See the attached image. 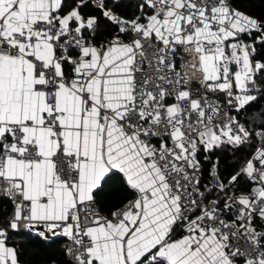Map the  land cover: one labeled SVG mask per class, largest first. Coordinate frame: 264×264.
<instances>
[{"label": "snow or ice", "instance_id": "6c2138e0", "mask_svg": "<svg viewBox=\"0 0 264 264\" xmlns=\"http://www.w3.org/2000/svg\"><path fill=\"white\" fill-rule=\"evenodd\" d=\"M257 44L233 0H0V264L22 231L66 238L65 264H264V110L238 119L264 97ZM216 149L245 155L202 187Z\"/></svg>", "mask_w": 264, "mask_h": 264}, {"label": "trees", "instance_id": "16d2710c", "mask_svg": "<svg viewBox=\"0 0 264 264\" xmlns=\"http://www.w3.org/2000/svg\"><path fill=\"white\" fill-rule=\"evenodd\" d=\"M111 6V4H109ZM233 6L242 11L243 13L257 18L261 22H264V3L261 0H233ZM84 12L93 11L94 14H99L95 12L94 8L89 6L87 9H83ZM121 15H125L127 18H131V8L127 12L121 9H117ZM113 31L109 28L107 33L102 34L99 39H103L105 36L109 37ZM260 57H264V46L260 47ZM264 110V97L259 96L258 100L252 104L251 107L247 109V114L240 116V121L245 122L246 120L251 121L253 116ZM250 126V125H249ZM247 151V150H245ZM254 151V147L251 149ZM245 152H237L235 155L232 154L230 149L220 150L216 149L213 153L210 154V160L204 162V174L208 176L209 165H211L217 157H219V171L221 179L226 181L227 177L233 173L234 169L238 167L237 161L241 160ZM203 156L200 157L202 160ZM243 188V184L236 188V191H239ZM118 186L113 189V187H105L101 193L97 196V203L100 205V210L107 214L108 212L104 211V206H110L113 210L115 207L121 205L128 197L126 194L124 196L121 192L117 191ZM115 195L116 199L109 200V195ZM217 193H211V197H215ZM111 201V202H110ZM4 198H0V221L5 219L8 215V210H2L1 205L5 203ZM55 240V243L40 241L38 237L29 238L27 233L23 231L18 234H12L9 239L10 244H15L20 250V264H65V247L66 240L64 237L51 238Z\"/></svg>", "mask_w": 264, "mask_h": 264}, {"label": "built area", "instance_id": "2783aa9c", "mask_svg": "<svg viewBox=\"0 0 264 264\" xmlns=\"http://www.w3.org/2000/svg\"><path fill=\"white\" fill-rule=\"evenodd\" d=\"M90 6H91V5H90ZM91 7H93V6H91ZM93 8H94V7H93ZM114 34H115V32H113L108 38H111V36L114 35ZM125 39H127V37H125ZM244 39H245L246 42H251L252 40H255V39H256V34L254 33L251 37H247V36H245ZM260 47H261L260 44H257V45H256L258 55H257L255 58H256L257 60L261 59V57H260ZM180 51L183 53L184 58H185V59H188V57L190 56V53H186V52H184L183 49H180ZM176 59H177V68H178V69H182V68H183V65L179 62V61H180V57H177ZM193 86H194V87L197 86V84H196L195 81L193 82ZM257 87H259V88H261V89H264V77H258V78H257ZM254 94H257L258 97L260 96L259 93H254ZM209 102H212V101L210 100ZM220 103H221L222 105H224V97H223V96H220ZM224 110H225V111H229L230 115H237L236 112H235V110L227 109L226 106H225V109H224ZM244 114H245V112H241V113L239 114V116H238V119L240 118V116H242V115H244ZM239 120H240V119H239ZM259 146H260V142H259V140L257 139L256 143L253 145L254 150H255L256 147H259ZM204 162H205V160L202 158V160H201V163H202V165H203V168H202V177H201V185H202V187H203V185H211V183H212V177H211V175H210V170H211V166H212V164L209 165L208 176H206V175L204 174V171H203V170H204ZM239 191H241V190H239ZM239 191H237V192H239ZM212 193H216V192L214 191V192H212ZM213 198H214V197H211V195H209L208 200H211V199H213ZM4 199L6 200V202L3 203V204L1 205V209H2V210H8V215H7V217H8L9 214L11 213L12 209H13V204L11 203V201H10L9 199H7V198H4ZM205 202L207 203V201H205ZM221 206H223V205L221 204ZM118 207H119V206H118ZM100 211H101V210H100ZM101 214H104V213L101 211ZM229 218H231V217H229ZM65 240H66V247H65V250H66V248L69 247L70 242L67 241L66 238H65ZM65 259H66V260L68 259V257H67L66 255H65Z\"/></svg>", "mask_w": 264, "mask_h": 264}, {"label": "crops", "instance_id": "0c3cea01", "mask_svg": "<svg viewBox=\"0 0 264 264\" xmlns=\"http://www.w3.org/2000/svg\"><path fill=\"white\" fill-rule=\"evenodd\" d=\"M121 183H122V181L119 179V178H117V179H115L114 180V182L112 183V187H113V189H115L117 186H118V188H120L121 187ZM122 191H119V194L121 193ZM123 193V195L122 196H124L125 195V193L124 192H122ZM113 199H116V196L113 194V195H109V197H108V201L109 200H113ZM111 202V201H110ZM113 208V207H112ZM112 208H110V206H104V211L105 212H109Z\"/></svg>", "mask_w": 264, "mask_h": 264}]
</instances>
